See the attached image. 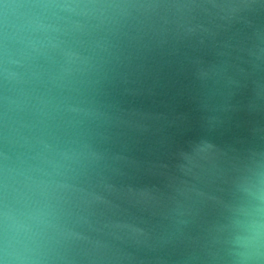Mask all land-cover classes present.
Instances as JSON below:
<instances>
[{
    "label": "water",
    "instance_id": "95a60500",
    "mask_svg": "<svg viewBox=\"0 0 264 264\" xmlns=\"http://www.w3.org/2000/svg\"><path fill=\"white\" fill-rule=\"evenodd\" d=\"M0 264H264V0H0Z\"/></svg>",
    "mask_w": 264,
    "mask_h": 264
}]
</instances>
